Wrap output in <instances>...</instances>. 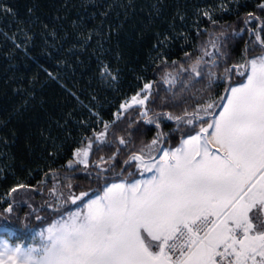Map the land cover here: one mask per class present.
Instances as JSON below:
<instances>
[{
    "label": "snow or ice",
    "instance_id": "snow-or-ice-1",
    "mask_svg": "<svg viewBox=\"0 0 264 264\" xmlns=\"http://www.w3.org/2000/svg\"><path fill=\"white\" fill-rule=\"evenodd\" d=\"M0 5L3 14H14L4 0ZM259 11L264 14V3ZM200 15L196 34H184L183 58L173 60L170 48L160 51L173 37L158 41L157 55L134 78L114 118L91 106L83 147L75 148L66 167L74 172L82 165L84 179L96 187L65 186L60 170L45 171L44 186L55 183L50 199L24 217L30 242L0 236V264H264V15L249 12L244 29L231 34L215 30L210 10L202 16L214 30L200 29ZM24 31L13 43L27 55L33 37ZM244 35L248 43L234 60L231 41ZM45 72L60 79L54 69ZM96 73L109 85L121 79L104 54L96 57ZM166 121L175 122L178 143L163 131ZM140 125L157 132L136 147ZM113 146L111 155L92 163V156ZM21 189L31 185L19 183L10 192ZM5 203L0 217L19 219L15 199ZM0 229L15 232L9 223Z\"/></svg>",
    "mask_w": 264,
    "mask_h": 264
},
{
    "label": "trees",
    "instance_id": "trees-1",
    "mask_svg": "<svg viewBox=\"0 0 264 264\" xmlns=\"http://www.w3.org/2000/svg\"><path fill=\"white\" fill-rule=\"evenodd\" d=\"M4 3L14 14L0 11V212L7 207L6 200L15 199L19 219L13 214L8 220L0 217V223H9L15 229L14 233L1 232L16 243L30 242L32 231L23 226L30 207L38 209L50 199L55 181L45 187V171L60 170L65 186L72 183L89 190L96 187L91 178L84 179L82 165L74 172L66 167L74 158L75 148L83 147L84 121L90 118L91 106L105 119L114 118L123 97L132 94L134 78L145 62L157 55L154 49L158 41L173 37L160 51L170 48L175 60L178 56L183 58L181 48L187 42L184 34H196L194 22L198 14L203 21L200 29L214 30L207 17L202 16L203 11L214 13L216 31L226 30L229 34L244 29L243 21L249 12L264 15L259 11L264 0H4ZM24 30L33 37L27 42V55L13 43L17 35L24 39ZM89 33L93 39L85 41L83 37ZM248 40L244 35L231 41L234 60L243 54ZM200 42L197 39L196 45ZM49 52L51 57L47 55ZM101 54L111 61L113 69H120L119 83L109 85L97 78L96 57ZM45 69H54L60 79L49 78ZM134 115L130 111L127 117L131 120ZM120 127L128 125L122 123ZM163 131L173 133L175 140L170 143H178L180 134L175 131L174 121H166ZM156 132L151 125H140V131L133 134L136 147L150 142ZM114 151L115 146L111 150L105 148L92 156V163ZM125 153L126 150L121 152V160L126 158ZM65 175L73 179L64 180ZM19 183L30 184L31 189L12 194L10 189Z\"/></svg>",
    "mask_w": 264,
    "mask_h": 264
},
{
    "label": "rangeland",
    "instance_id": "rangeland-1",
    "mask_svg": "<svg viewBox=\"0 0 264 264\" xmlns=\"http://www.w3.org/2000/svg\"><path fill=\"white\" fill-rule=\"evenodd\" d=\"M130 95H131V94H130ZM130 95H127V96H130ZM122 101H123V99H122ZM121 103H122V102H121ZM0 224H3V223H0ZM24 229H25V227H24ZM26 229H27V228H26ZM1 231H2V229H0V236H5V235L2 234ZM31 235H32V234H31ZM18 243H20V242H18Z\"/></svg>",
    "mask_w": 264,
    "mask_h": 264
}]
</instances>
